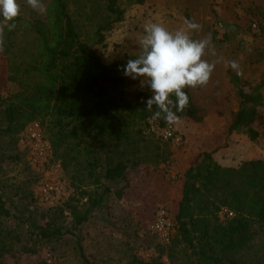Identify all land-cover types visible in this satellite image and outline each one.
Segmentation results:
<instances>
[{"label":"trees","instance_id":"1","mask_svg":"<svg viewBox=\"0 0 264 264\" xmlns=\"http://www.w3.org/2000/svg\"><path fill=\"white\" fill-rule=\"evenodd\" d=\"M102 2L106 18L96 28V43H102L103 34L124 15L119 0ZM256 11H247L249 21L258 17L264 32L263 14ZM15 23L31 37V45L10 63V44H3L6 62L15 64L7 82L14 83L18 91L4 104L6 126L0 129V136L18 134L27 124L39 121L62 168L83 172L96 189L85 193L86 208L66 206L71 216V231L67 232L58 218L39 223L12 214L0 192V264L8 255H35L68 234L76 238L82 264H90L74 232L89 220L104 195L127 200L130 211L131 200L143 192L145 208L152 214L165 210L173 225L165 246L169 263L264 264V161H245L234 168L222 167L213 158L226 147L231 134L250 130L255 123L258 108L264 107V78L244 91L240 77L228 72L239 106L224 128L196 103L194 89H185L189 106L180 114L183 122L178 126L185 130L184 138L193 140L190 143L196 151L187 154L184 171L174 181L178 184L176 196L169 200L164 194V199H155V187H163L160 181L175 153L171 140L150 139L155 134L149 124L152 113L146 109L151 90L147 86L141 89L139 80L125 77L119 70L136 56L103 64L91 40L79 33L67 0H50L44 20L16 19ZM9 35L5 29L3 36ZM156 122L159 129L167 125L163 120ZM181 140L182 145L185 139ZM250 140H255L254 133L250 132ZM151 171H159L155 184L149 181ZM148 196L151 200H146ZM152 199L160 206L155 207ZM255 242L260 257L259 253L249 256ZM158 254L148 261L133 257L128 264H163L162 253Z\"/></svg>","mask_w":264,"mask_h":264},{"label":"rangeland","instance_id":"2","mask_svg":"<svg viewBox=\"0 0 264 264\" xmlns=\"http://www.w3.org/2000/svg\"><path fill=\"white\" fill-rule=\"evenodd\" d=\"M49 2L42 0L45 11L41 13L27 6L26 0H18L21 13L17 19L28 22L44 20ZM67 5L77 22L79 33L91 40L92 48L106 65L114 61L123 62L127 56L138 55L139 46L136 41L144 34V25L147 23H161L170 31L183 26L185 19L201 25V30L193 33V39L210 38V50L204 59L210 63L216 62V66L207 86L195 88L193 96L196 103L206 110L209 118L215 119L213 122L220 127L227 126L239 106L235 89L227 75L228 72L237 74L226 66L227 62L238 63L241 74L237 76L244 83L241 84L244 91L258 85L264 78V32L259 27V18L252 17L253 21L250 22L247 13L248 10H260L263 14L260 21L264 27V0H119V7L124 12L123 19L103 34L102 43H96L94 38L97 26L106 18L102 0H67ZM3 41L6 45L10 44V63L23 56L31 45V37L19 25L7 38L3 36ZM0 61V129H4V104L18 88L14 83L7 82L15 64L7 63L2 52ZM262 95L264 97V90ZM34 123L40 128L42 142L49 146L42 160L33 156L32 143L27 138L28 128ZM149 124L150 130L155 133L149 135L150 139L166 142L162 137L164 128L159 129L157 122L150 121ZM173 129L179 139L178 143L172 141L175 160L165 167L166 176L160 181L163 187L160 190V187H155V199H164V194L169 200L176 196L178 184L174 181L184 171L187 154L191 150L196 151L190 143L193 140L190 137L184 138L185 130L178 125ZM250 132L255 135L254 141L250 140ZM47 138V131L39 121L27 124L18 134L0 136V192L12 214L24 219L30 217L39 223L58 218L67 232L71 231V216L66 206L71 204L80 209L86 208L85 193L93 192L96 186H91L84 173L76 168L63 169L60 160L54 158ZM181 138L185 139L182 145ZM215 157L217 163L219 161L234 168L245 161H264V107L258 108L255 123L250 130L231 134L227 138L226 147L215 153ZM155 172H150V183L156 182ZM171 180L174 183L168 182ZM46 185L53 186L58 192L45 194ZM144 196L143 192L140 198L131 200L134 208L129 211L127 200H117L112 194L104 195L101 204L89 215V220L74 232L90 264H128L133 257L148 261L156 258L159 251L162 253V263L171 264L166 258V244L149 229L158 211L152 214L149 208H145L141 202ZM148 198L146 200L152 197ZM152 203L155 207L160 206L153 199ZM75 239L68 234L63 241L42 248L35 255H8L2 262L82 264L77 255ZM257 242L250 251V257L256 253H259L258 257L261 256Z\"/></svg>","mask_w":264,"mask_h":264},{"label":"clouds","instance_id":"3","mask_svg":"<svg viewBox=\"0 0 264 264\" xmlns=\"http://www.w3.org/2000/svg\"><path fill=\"white\" fill-rule=\"evenodd\" d=\"M26 4L34 11H45L42 0H26ZM20 13L18 0H0V52L4 50L5 28L9 32L15 30ZM200 30L201 25L187 19L175 31L161 23H147L144 34L136 41L138 55L119 69L125 77L139 80L141 89L147 86L151 90L146 102L147 111L152 113L151 122L163 120L169 127L180 125L183 122L180 114L189 106L185 89L205 87L209 83L216 62L204 59L210 50V38L193 39V33ZM226 66L241 74L236 61H228Z\"/></svg>","mask_w":264,"mask_h":264},{"label":"built area","instance_id":"4","mask_svg":"<svg viewBox=\"0 0 264 264\" xmlns=\"http://www.w3.org/2000/svg\"><path fill=\"white\" fill-rule=\"evenodd\" d=\"M173 130V127L166 125V127H164L162 137L165 141L171 140L178 143L179 139L175 136ZM27 138L32 143L31 150L33 152V156L39 160L44 159L45 154L49 151V146L42 142L38 124L34 123L28 128ZM50 191L58 192V189L53 186L46 185L44 193L47 194ZM226 212L227 210H224V213ZM149 229L156 233L165 244L169 243L173 225L169 221L165 210H158L155 215V219L150 224Z\"/></svg>","mask_w":264,"mask_h":264},{"label":"crops","instance_id":"5","mask_svg":"<svg viewBox=\"0 0 264 264\" xmlns=\"http://www.w3.org/2000/svg\"><path fill=\"white\" fill-rule=\"evenodd\" d=\"M217 156H218V155H217ZM214 159H215V161L217 162L216 157H215ZM218 164H219L220 166H222V167H231V166L223 165V164L219 163V161H218Z\"/></svg>","mask_w":264,"mask_h":264}]
</instances>
